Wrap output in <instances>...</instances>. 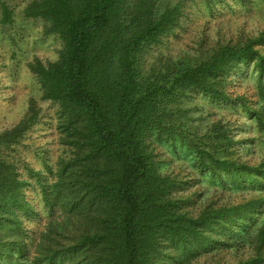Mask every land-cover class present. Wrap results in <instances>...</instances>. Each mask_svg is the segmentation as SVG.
Listing matches in <instances>:
<instances>
[{
  "label": "trees",
  "instance_id": "16d2710c",
  "mask_svg": "<svg viewBox=\"0 0 264 264\" xmlns=\"http://www.w3.org/2000/svg\"><path fill=\"white\" fill-rule=\"evenodd\" d=\"M196 3L231 21L259 5L26 4L24 17L61 41L56 59L27 62L55 114L50 146L29 141L45 121L35 97L0 131V264H264V24L148 59ZM15 19L0 0V24ZM197 97L235 119L205 122ZM164 144L192 168L164 170ZM199 183L220 191L206 198Z\"/></svg>",
  "mask_w": 264,
  "mask_h": 264
},
{
  "label": "rangeland",
  "instance_id": "374dc122",
  "mask_svg": "<svg viewBox=\"0 0 264 264\" xmlns=\"http://www.w3.org/2000/svg\"><path fill=\"white\" fill-rule=\"evenodd\" d=\"M29 1L11 0L15 9V22L8 26L0 24V131L17 122L25 113L30 97H35L44 108L45 121L35 128L29 141L36 147L50 146L53 129L48 123L55 114V107L50 102L41 100L40 86L29 71L27 62L35 55L43 59H56L61 41L55 35H44L43 21L24 17L23 9ZM258 4L251 18H245L246 21H231L228 16L220 19L209 17L204 7L196 3L190 8L185 31L177 38H171L166 44L155 47L148 59L152 60L158 54L175 55L186 52L188 48L196 46L199 37H205L208 41L227 40L241 30L243 24L246 30L257 28L264 24V0H258ZM190 105L202 108L195 115L206 117L205 122L219 117L235 119L226 110L202 97H197ZM162 147L167 160L162 164L164 170L182 169L187 172L192 168L191 162L182 153L175 152L167 144ZM196 188L206 190V198L220 191V188L202 183L197 184Z\"/></svg>",
  "mask_w": 264,
  "mask_h": 264
}]
</instances>
